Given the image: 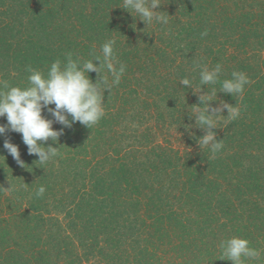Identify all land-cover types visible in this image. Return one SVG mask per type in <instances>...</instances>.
<instances>
[{
  "label": "trees",
  "instance_id": "trees-1",
  "mask_svg": "<svg viewBox=\"0 0 264 264\" xmlns=\"http://www.w3.org/2000/svg\"><path fill=\"white\" fill-rule=\"evenodd\" d=\"M160 2L169 23L147 27L123 0H0V82L27 87L28 66L46 73L69 52L93 59L111 38L126 65L104 94L105 117L49 140L60 153L46 165L21 134L0 136V264H231L218 245L233 236L261 252L246 264H264V0ZM196 64H221V80L242 71L251 83L226 95L219 83L199 84ZM185 77L197 94L216 88L213 106L241 107L213 129L224 140L214 157L196 142L205 133L192 128L193 139L185 127L199 103Z\"/></svg>",
  "mask_w": 264,
  "mask_h": 264
},
{
  "label": "clouds",
  "instance_id": "clouds-1",
  "mask_svg": "<svg viewBox=\"0 0 264 264\" xmlns=\"http://www.w3.org/2000/svg\"><path fill=\"white\" fill-rule=\"evenodd\" d=\"M161 7L160 0H123L122 9L127 10L134 18L144 22L147 27L153 23L167 25L169 15L167 12L156 11ZM202 36L207 35L205 30ZM117 41L114 38L106 40L100 47V55L93 53V59L81 60L73 58L69 52L65 60L56 59L51 63L47 72H43L32 66L27 67L29 73L27 87H13L7 81L0 82V118H6V124H0V136L9 132L22 135L28 154L38 157L36 164L46 165L53 161L60 153V147L44 145L51 140L59 144V138L64 135V129H71L77 122L91 129L105 117L104 94L112 91L114 86L121 83L126 72V65L116 55ZM96 62H99L97 64ZM199 69V84L201 86L220 84L219 92L233 97L242 96L245 86L251 81L246 73L233 71L231 78L221 80L223 72L221 64L209 68L206 64H196ZM97 73L95 82L89 73ZM181 85L193 89L192 82L188 78L180 81ZM201 87L197 94L198 105L192 106L189 119H194L192 125H185L193 139L192 128H198L205 134L196 139L197 144L203 150L208 149L214 157L224 147V140H218L217 129L219 121L232 122L239 118L241 107L226 101H219L217 106L211 102L217 101V90L212 87L207 93H202ZM54 105V107H52ZM47 113L52 119L47 118ZM227 111V116L223 113ZM60 124L63 127L55 130L53 125ZM4 149L13 157L20 167H25L21 159L19 146L5 139ZM4 189V188H3ZM4 189L5 192L11 191ZM46 192L41 185L34 192L35 198H42ZM218 248L221 251L220 260L230 261L231 264H246L250 260H258L261 252L251 247L250 241L233 236L221 240Z\"/></svg>",
  "mask_w": 264,
  "mask_h": 264
}]
</instances>
